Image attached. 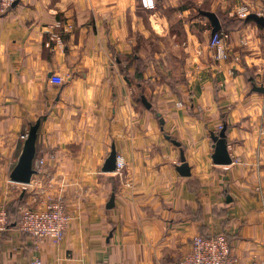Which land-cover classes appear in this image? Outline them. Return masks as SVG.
<instances>
[{
  "label": "crops",
  "instance_id": "1",
  "mask_svg": "<svg viewBox=\"0 0 264 264\" xmlns=\"http://www.w3.org/2000/svg\"><path fill=\"white\" fill-rule=\"evenodd\" d=\"M243 1L264 17V0ZM237 2L17 0L0 12V209L18 210L0 232V264H171L194 236L217 233L238 264L262 257L264 91L253 86L264 90V27L242 22ZM200 12L229 21L228 60L213 59ZM37 120L44 168L12 183L20 136ZM222 126L228 166L211 159ZM112 150L121 174L103 171ZM56 198L68 229L35 247L15 221Z\"/></svg>",
  "mask_w": 264,
  "mask_h": 264
},
{
  "label": "built area",
  "instance_id": "2",
  "mask_svg": "<svg viewBox=\"0 0 264 264\" xmlns=\"http://www.w3.org/2000/svg\"><path fill=\"white\" fill-rule=\"evenodd\" d=\"M17 0H0V12L5 13ZM157 0H138L139 6L147 11L156 8ZM249 10L238 8L237 15L246 18ZM230 34L223 30L210 37L208 47L212 51L215 61H226L230 58ZM54 84L63 83L62 78L54 77L51 80ZM221 129V128H220ZM27 133L20 136L23 142ZM44 168V161L37 160L33 163L36 175H39ZM125 164L120 156H116L115 172L121 174ZM71 216L65 203L59 198L48 199L41 209H23L20 212L17 228L20 233L26 235L35 247L49 240L52 244H59L66 230L68 229ZM9 228L8 215L4 208L0 209V232ZM27 264H42L38 257H34ZM171 264H238L237 256L232 249L230 239L224 233L197 235L190 243L189 252L182 258ZM249 264H264V251L262 257L256 260L253 257Z\"/></svg>",
  "mask_w": 264,
  "mask_h": 264
},
{
  "label": "water",
  "instance_id": "3",
  "mask_svg": "<svg viewBox=\"0 0 264 264\" xmlns=\"http://www.w3.org/2000/svg\"><path fill=\"white\" fill-rule=\"evenodd\" d=\"M16 2L13 4V6ZM211 25V36L219 32L222 27L219 21L218 16L215 13L210 12H200ZM255 24L264 27V18L259 17L255 14H250L248 16ZM253 90L256 92H263L262 87L253 86ZM141 103L146 109H150L151 105L147 100L142 96ZM155 117L159 119L160 125H163L164 122L160 118V114H155ZM40 125V120H37L34 124H31L28 128L26 139L22 142L21 152L17 159V162L14 168L9 174V181L12 183L20 184L27 186L31 183V179L36 175V171L33 169V163L35 159L36 152V143L38 138V129ZM226 127L222 126L220 131L217 134L212 133L210 138L213 142V154L211 156L212 162L216 166H228L231 164V159L227 152V143H226ZM167 140H170L169 137H166ZM171 143L179 148L180 144L175 140H171ZM115 162H116V152L112 150L109 157L107 158L103 171L104 172H115ZM176 171L181 177H189L190 169L186 163L184 153L180 149V165L176 168ZM112 205V201H110Z\"/></svg>",
  "mask_w": 264,
  "mask_h": 264
},
{
  "label": "trees",
  "instance_id": "4",
  "mask_svg": "<svg viewBox=\"0 0 264 264\" xmlns=\"http://www.w3.org/2000/svg\"><path fill=\"white\" fill-rule=\"evenodd\" d=\"M247 21H250V19L247 18L246 20H242V22H247ZM222 27H223V30L227 31V32H230V30L232 28L231 25L229 24V21L227 19H225V18L222 19ZM14 166L12 167V169L14 168ZM14 210L18 213V210H16L15 207L14 208L10 207L9 209H6V212H7V215H8V226H10V225H12L14 223V221L11 219V216H12ZM15 218H16V216H15ZM16 222L18 223V221H15V223Z\"/></svg>",
  "mask_w": 264,
  "mask_h": 264
},
{
  "label": "rangeland",
  "instance_id": "5",
  "mask_svg": "<svg viewBox=\"0 0 264 264\" xmlns=\"http://www.w3.org/2000/svg\"><path fill=\"white\" fill-rule=\"evenodd\" d=\"M238 4H240L239 6H238V8H246L247 10H249V14H248V16L250 15V14H253L252 12V9H253V6H251V5H249V4H247L246 2H244L243 0H238V2H237ZM13 6V5H12ZM11 6V7H12ZM11 7H10V9H11ZM255 15H257V16H259V17H263V16H261V15H259L258 14V12L257 13H254ZM248 16L246 17V18H240L238 15H237V17H239L241 20H246L247 18H248ZM264 18V17H263ZM247 22H249V21H247ZM253 22V21H252ZM28 132V131H27ZM27 132H25L24 134H26ZM23 134V135H24ZM24 186V185H23Z\"/></svg>",
  "mask_w": 264,
  "mask_h": 264
}]
</instances>
